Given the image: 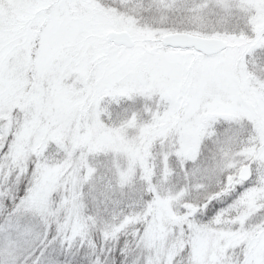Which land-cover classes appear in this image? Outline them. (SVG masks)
Wrapping results in <instances>:
<instances>
[{"label": "snow or ice", "instance_id": "6c2138e0", "mask_svg": "<svg viewBox=\"0 0 264 264\" xmlns=\"http://www.w3.org/2000/svg\"><path fill=\"white\" fill-rule=\"evenodd\" d=\"M0 264H264V0H0Z\"/></svg>", "mask_w": 264, "mask_h": 264}]
</instances>
